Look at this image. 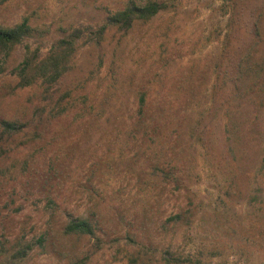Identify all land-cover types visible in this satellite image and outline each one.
Wrapping results in <instances>:
<instances>
[{
	"label": "rangeland",
	"instance_id": "374dc122",
	"mask_svg": "<svg viewBox=\"0 0 264 264\" xmlns=\"http://www.w3.org/2000/svg\"><path fill=\"white\" fill-rule=\"evenodd\" d=\"M26 18L0 48V264H264V0H0ZM75 31L63 75L20 86Z\"/></svg>",
	"mask_w": 264,
	"mask_h": 264
},
{
	"label": "trees",
	"instance_id": "16d2710c",
	"mask_svg": "<svg viewBox=\"0 0 264 264\" xmlns=\"http://www.w3.org/2000/svg\"><path fill=\"white\" fill-rule=\"evenodd\" d=\"M163 7L164 5L157 1H148V3L143 6H128L123 10L109 15L108 22L99 28L98 35L101 36L104 34L105 30L110 25L118 26L121 29H128L136 20H150L157 15ZM32 30L27 18L13 27L0 26V48L11 49L23 43L26 38L31 36ZM77 31H75L71 38L61 39L59 41V46H55L51 53L41 59L38 57V53H28L19 71V76L21 77L20 86L31 85L39 78L52 82L57 81L65 72L64 70H66V51L73 46L75 40L80 36V33ZM236 66H238V64ZM140 108V111L143 112V96L141 98ZM1 126L6 131L17 130L16 125L11 121L2 120ZM261 169L264 171V158ZM65 232L94 234V229L87 219L76 218L68 223Z\"/></svg>",
	"mask_w": 264,
	"mask_h": 264
}]
</instances>
